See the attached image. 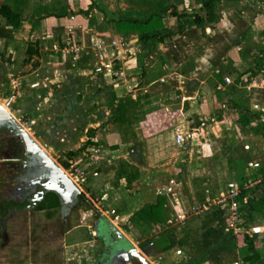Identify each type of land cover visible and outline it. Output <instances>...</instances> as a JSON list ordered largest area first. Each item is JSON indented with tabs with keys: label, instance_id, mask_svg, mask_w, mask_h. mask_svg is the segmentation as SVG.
<instances>
[{
	"label": "crops",
	"instance_id": "1",
	"mask_svg": "<svg viewBox=\"0 0 264 264\" xmlns=\"http://www.w3.org/2000/svg\"><path fill=\"white\" fill-rule=\"evenodd\" d=\"M44 1L20 0L17 8L24 17L18 27L9 25L2 16L0 23L14 46L13 52L15 46L21 47L17 50L23 55L20 67L29 62L25 61L26 51L29 43L35 42L36 52L32 56L38 58V65L24 76L30 81L26 89L38 97L36 89L52 94L50 100L64 106L61 116L72 125L70 130L84 127L86 139L107 147L105 157H100L99 171L86 185L94 193L106 188V212L101 210L105 213L101 214L149 264H158V259L174 247L167 238L170 226L187 239L190 235H202L208 240L209 234H235L227 223L228 192L234 185L242 188L251 180L253 185L241 192L246 197V204L240 209L243 215L239 231L244 239L238 245L234 236L232 239L234 247L241 248L245 257L252 254L247 248V243H251L264 264V122L260 120L264 68L260 74L249 69L254 64L250 63L254 42L264 38V13L260 12L262 8L254 7L260 0H222L227 5L220 10L221 3L217 4L218 21L206 24L212 28L208 37L195 27H188L163 42H144L136 33L116 30L118 35H130L132 45L129 51L115 52L117 69L112 68L108 54H96L90 49L82 50L74 62L66 61L65 42L76 35L81 39L80 34L85 36L92 30V13L69 14L85 7L82 0ZM94 1L104 11L100 18L104 22L128 16L121 13L109 17V8L103 1ZM201 4L202 0H185L177 7L195 13L200 11ZM170 5L162 4L169 14ZM43 10L49 12L39 15ZM150 15L130 18L146 19ZM164 23L171 28L166 25V17ZM108 27H99L95 34H106ZM53 40L60 42L61 51L59 56L50 55L47 59L44 49ZM51 58L56 59L51 62ZM104 62L106 67L102 66ZM225 69L236 74L232 83L224 82ZM176 132L186 136L181 145L175 142ZM120 161H128L135 176L129 181L120 177L117 185L111 184L110 178ZM87 204L93 210L88 199ZM148 206H157L159 221H150L142 213ZM97 217L96 213L90 221H78L64 228V252H53L51 262L15 263L10 259L1 264H98L105 243L95 232ZM82 228L88 235L93 230V237H86L79 231ZM1 235L4 244H8L6 230ZM164 238L168 244L158 255V242ZM234 263L238 264V259L231 264Z\"/></svg>",
	"mask_w": 264,
	"mask_h": 264
},
{
	"label": "rangeland",
	"instance_id": "2",
	"mask_svg": "<svg viewBox=\"0 0 264 264\" xmlns=\"http://www.w3.org/2000/svg\"><path fill=\"white\" fill-rule=\"evenodd\" d=\"M47 1L48 0H45L44 2L46 3ZM82 1L84 6L90 2V0ZM102 1L103 5L109 8V17H113L112 15L114 14L120 15L121 13L126 16L128 15L127 17L129 18L131 15L144 17L152 14L153 12H164L166 25L174 30L176 29V20L168 13V10L162 8V4H166V2H168L170 4L177 3L178 5L181 2L183 3L185 0ZM226 5L227 4L221 3L219 9L221 10ZM254 7L258 9L262 8L260 12L264 13V0H260L257 4L255 2ZM231 9L232 8H230V15L234 17V15L231 14L234 11ZM55 10L58 13L61 12L58 9ZM78 10L71 11L69 14L74 15ZM178 10L182 11L181 8H178ZM48 12L49 11L47 10H43L38 12V14L40 15ZM91 13L92 30L87 31L85 36L80 34L79 36H81V39L78 35H76V37L74 36L71 40L65 42V48L63 49L65 53L64 55L68 56V59L65 60L74 62L76 56L79 55L82 50L84 51L86 49H90L96 54L100 52H102L103 55L108 54V61L112 62V68L117 69L119 66L118 64H115L116 61L118 62L117 58L114 57L115 52L118 53L121 50L129 51L132 48V45L130 44L131 36L118 35L114 24L109 25L110 27L108 28L110 30H108L106 34L96 35V30H98L103 22L100 18L104 17V11L96 5V8L93 9ZM249 15L252 14H248V16ZM211 32L212 28L208 25L204 27V33L201 35L208 37ZM0 35L3 37L1 38L0 36V103L17 119V121L26 129L33 139L36 140L64 170L70 179L79 187L82 194L87 197L90 203H92V205L101 213H103L102 211L106 212L103 205V196L106 195V188L98 190L94 193L88 190L86 185L89 184L88 182L90 179L99 171L101 164L100 157H105L107 147H104L101 142L95 141L94 139H86L84 137L86 133L84 127H78V129L74 132L70 130L72 129V125L69 126V123L67 124V122L64 121L63 116H61L65 112V108L62 104L53 103V100H50L52 94L50 95L49 93V95H47L43 93V90L36 89L40 95L38 97L35 93L29 92V90L26 89V87L29 86L30 81L29 79L24 78V76L28 74L31 69L36 68L38 65V58L36 56H32V61L29 60V62L24 63V65L20 67V61L23 59V55L17 50L21 49V47L15 46V52H17V54L13 52L14 46H12L8 38L5 36L6 29L3 28V24L1 23ZM34 43L35 42L33 41L30 42L29 47L36 52ZM108 44H112L113 47H107ZM59 46L60 42H55L53 40L52 45H48L47 49H44V57L48 59L50 55L53 57L59 56L58 51H61ZM263 49L264 38H262L259 42H254V52L250 63L258 64L261 68H264ZM55 59L56 58H51L50 61L52 62ZM105 63L106 62L102 64L103 67H106ZM230 65H233V63L230 62ZM242 66L244 65L242 64ZM260 72L261 71L258 73L260 74ZM223 77L225 83L226 77L229 78L232 83V79L236 78V74L233 73L232 69H225ZM261 78L264 80V72L262 73ZM43 97L45 99H43ZM94 144L95 146H93ZM119 163L121 165L122 161ZM123 163L127 165V169L131 170L132 175H134L135 171L130 168L132 165L128 161ZM117 172L118 169L110 178L111 184L117 185L119 183ZM3 181L4 171L2 169V164L0 163V195L3 192ZM95 215V211L92 210L87 203L82 201L71 214L68 227L76 225L78 221L81 223L83 221H90ZM241 215L243 214L241 213ZM57 218V212L52 210L48 215L25 212L17 214L13 218L9 219L6 224V232L9 235L8 244H4L0 228V264L4 262L8 263L7 261L10 259L11 262L15 263L19 260H32L47 263L51 262L50 256L53 252H56L57 250L64 252V241L62 238L63 228H61V224ZM227 223L231 226L230 215ZM175 229L176 228L170 226L167 230V238L173 241L174 247L173 250H169L163 258H159L158 255L163 252V248L168 241L164 238L160 240L161 242H158L159 251L156 253L158 255H155L156 258H159L158 264H177L179 261H183L180 264H200L204 262H206V264H231L237 259L238 264H246L245 256L243 254L244 251L241 248L236 249L234 247L235 245H238V242H243L244 238L242 237V232L240 231L234 230L235 234H231V236L228 237H224L223 233L213 235L209 234L206 236V239L208 240H204L202 235H190L187 239V237H184V233H180L179 231L174 232ZM79 231L84 233L86 237L89 238L94 235L93 230L89 232V235L85 228H82ZM157 234L158 233L153 234V236ZM233 236L236 241L235 245H233ZM149 238L150 237L145 238L141 244H145Z\"/></svg>",
	"mask_w": 264,
	"mask_h": 264
},
{
	"label": "flooded vegetation",
	"instance_id": "3",
	"mask_svg": "<svg viewBox=\"0 0 264 264\" xmlns=\"http://www.w3.org/2000/svg\"><path fill=\"white\" fill-rule=\"evenodd\" d=\"M0 153V163L4 171L3 192L0 195L1 234L6 230L9 219L25 212L48 215L54 210L58 214L57 220L61 228L64 229L69 225L74 209L82 201L87 203V198L81 191L73 199L76 201L73 206L70 201L61 202L54 190L68 193L69 188L65 181L35 152H28L23 139L7 122L0 123ZM52 203L55 206H51ZM105 252H108V246L105 247Z\"/></svg>",
	"mask_w": 264,
	"mask_h": 264
},
{
	"label": "trees",
	"instance_id": "4",
	"mask_svg": "<svg viewBox=\"0 0 264 264\" xmlns=\"http://www.w3.org/2000/svg\"><path fill=\"white\" fill-rule=\"evenodd\" d=\"M222 0H202L201 8L199 12L188 13L185 9L182 11L178 10L177 5L174 3L170 5V15L173 16L176 20V29H169L165 26L164 18L165 14L162 13H152L146 19L139 18H120L117 20H109L103 21L100 28H106L110 24H114V27L117 31L122 33H136L139 35V38L144 42L147 40H155L156 42H163L164 40L171 39L174 35L183 32L188 27H195L200 34L204 33V27L206 24L216 23L219 19L216 6L221 3ZM20 0H1L0 1V16H2L9 25H12L14 28L18 27L19 22L23 19V12L17 8ZM96 8V3L94 0H90V2L85 6L81 7L77 14H82L84 16H89L91 11ZM48 15H51L49 13ZM35 51L28 47L26 54L27 57L25 61L30 60L32 54ZM252 73H257L260 71L261 66L258 64H254L252 67H249ZM233 85L230 86V88ZM241 118V115H240ZM121 165L118 168V178L125 177L127 181H129L132 177L131 170L127 169V165ZM126 166V167H125ZM51 206H55V203H52ZM0 209L2 206L0 205ZM248 209H250L248 207ZM142 213L146 216V218L150 221L157 222L158 219V211L157 206H148L142 209ZM247 239V238H246ZM248 249L252 251L251 255L245 257V260L250 264H261V260L259 256L253 251V247L251 243H247Z\"/></svg>",
	"mask_w": 264,
	"mask_h": 264
},
{
	"label": "water",
	"instance_id": "5",
	"mask_svg": "<svg viewBox=\"0 0 264 264\" xmlns=\"http://www.w3.org/2000/svg\"><path fill=\"white\" fill-rule=\"evenodd\" d=\"M3 122H7L15 129L16 134L23 139L28 152H35L46 164L58 172L59 176L67 184L69 192L63 193L59 189H55L54 191L62 203L70 201L73 206L76 202L73 199L80 193L79 187L70 179L64 170L53 161L50 155L33 139L17 119L0 103V123ZM93 210L98 215L95 223V232L99 237L104 239L105 247L108 246V252L103 253L102 259L98 264H149L146 258L137 251V248L123 236L108 218L101 214L94 206ZM3 232H5V230Z\"/></svg>",
	"mask_w": 264,
	"mask_h": 264
},
{
	"label": "built area",
	"instance_id": "6",
	"mask_svg": "<svg viewBox=\"0 0 264 264\" xmlns=\"http://www.w3.org/2000/svg\"><path fill=\"white\" fill-rule=\"evenodd\" d=\"M226 83H231L229 78H225ZM261 115L260 120L264 122V107L260 109ZM186 141V136L182 132H176L175 134V142L177 144H183ZM253 183L251 180H247L243 185L242 188L239 185H234L230 191L228 192V199H229V215L231 220V228L235 231L240 230V223H241V206L246 204V197L241 195L242 190L248 189L252 186ZM245 200V201H244ZM244 203V204H243ZM114 213V211H111Z\"/></svg>",
	"mask_w": 264,
	"mask_h": 264
}]
</instances>
